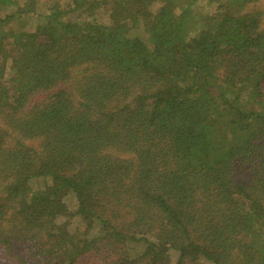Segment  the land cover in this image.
Returning a JSON list of instances; mask_svg holds the SVG:
<instances>
[{"label": "trees", "instance_id": "trees-1", "mask_svg": "<svg viewBox=\"0 0 264 264\" xmlns=\"http://www.w3.org/2000/svg\"><path fill=\"white\" fill-rule=\"evenodd\" d=\"M0 264H264V0H0Z\"/></svg>", "mask_w": 264, "mask_h": 264}, {"label": "rangeland", "instance_id": "rangeland-1", "mask_svg": "<svg viewBox=\"0 0 264 264\" xmlns=\"http://www.w3.org/2000/svg\"><path fill=\"white\" fill-rule=\"evenodd\" d=\"M214 7L215 5H210L209 6L210 11H213ZM97 17L104 22H108V18H109L108 11H105L103 9L99 10Z\"/></svg>", "mask_w": 264, "mask_h": 264}]
</instances>
